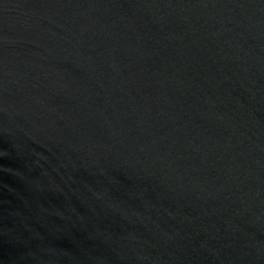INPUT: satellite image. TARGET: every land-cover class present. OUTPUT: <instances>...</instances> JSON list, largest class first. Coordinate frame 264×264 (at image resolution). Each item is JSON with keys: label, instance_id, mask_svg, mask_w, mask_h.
Masks as SVG:
<instances>
[{"label": "water", "instance_id": "obj_1", "mask_svg": "<svg viewBox=\"0 0 264 264\" xmlns=\"http://www.w3.org/2000/svg\"><path fill=\"white\" fill-rule=\"evenodd\" d=\"M0 264H264V0H0Z\"/></svg>", "mask_w": 264, "mask_h": 264}]
</instances>
